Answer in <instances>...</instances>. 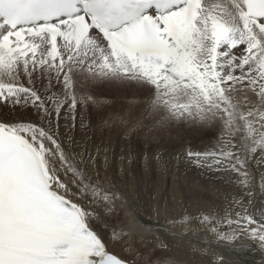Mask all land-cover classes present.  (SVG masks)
Masks as SVG:
<instances>
[{
    "label": "snow or ice",
    "instance_id": "snow-or-ice-1",
    "mask_svg": "<svg viewBox=\"0 0 264 264\" xmlns=\"http://www.w3.org/2000/svg\"><path fill=\"white\" fill-rule=\"evenodd\" d=\"M172 127L196 139L158 162L219 181L222 201L152 224L89 142ZM146 234L152 251L186 242L191 260L167 264H264V0H0V264H137Z\"/></svg>",
    "mask_w": 264,
    "mask_h": 264
},
{
    "label": "bare ground",
    "instance_id": "bare-ground-1",
    "mask_svg": "<svg viewBox=\"0 0 264 264\" xmlns=\"http://www.w3.org/2000/svg\"><path fill=\"white\" fill-rule=\"evenodd\" d=\"M106 131H107V129H106ZM106 131L103 130L104 134L101 133V135H102L101 138L103 137V139H101L100 141H97V139H94L93 141L90 140L89 147L91 148V150H92V152L94 154H95L97 145H101L102 143L104 145H109L106 142L107 139H108L107 135L105 133ZM125 140L128 141L126 138H125ZM109 146H110V149H111V145H109ZM116 146H117L116 147V151L117 152L115 151L112 155L109 153V163L107 164V166L105 165L103 154H101L100 159L98 160L99 171H100V179L104 180L105 182H109V180H108L109 177H107L108 173L110 174V172H112L114 174L116 173V175H117V173L122 170L120 167H122V165L124 163V160L126 162V159H124V156H125L124 152L128 151L127 150V148H128L127 145L124 142L119 141ZM150 154L153 155L155 153H153V154L150 153ZM139 157L141 158V155ZM140 158H136V160L134 161V165H133L134 166L133 167L134 173L137 174L138 177H140V178H138V177L136 178V179H138L136 181H138L139 185L138 186L136 185L137 187L135 186L136 190L134 192H130V190H128L129 188L126 190V188L124 189V188H122V186L120 187L121 184L117 185L116 182H113V184L115 185V189L119 193H121L122 196L125 198V202L123 203V207H124L125 210L131 209L133 211H136L134 209V207L141 206L140 210H141V213L142 212L143 213L141 214L139 211L138 212L140 213V215L142 216V218L144 220H146V221H148L149 223H152V224H157V223L164 224L167 219H170V218H173V217H175L177 219L180 218L185 213V211H187V212H189V213H191L193 215H196L201 210L208 211L210 205L221 203V201H222L221 192L223 191V188L220 185L219 181L212 179L208 175H205L203 177V182L196 181L197 178L195 179L192 176L191 177L184 176L185 177V179H184L183 175H182V178H181L182 180L180 179L179 181H176L175 179L179 178L178 174L175 173V175L176 176L178 175V176H177V178L176 177L174 178L173 173H170V172L168 173V171H167V173H168L167 174L165 172V170H163L165 172L164 175H166V177L164 178V177H162L163 175L161 174L160 167L158 168L155 165V163H151L150 164L149 171H148L149 174L146 175L145 171H144V167H143L142 161H141ZM143 158H145V157H143ZM105 166H106L107 169L105 168ZM180 167H183V169H184L185 166L180 165ZM178 169L179 168H177V170ZM181 170H182V168H181ZM108 171H110V172H108ZM146 172H147V170H146ZM177 172L180 173L179 171H177ZM123 173H124V171H123ZM199 173H200V171H199ZM130 174H128V176ZM188 174L192 175L191 173H188ZM133 175L130 176V178L131 177L133 178L134 177ZM190 175H188V176H190ZM125 176H126V173H125ZM141 176L143 177V179L141 178ZM159 176H161L162 179L164 178V181L160 178L164 183H162V181L159 180ZM205 177H207V178H205ZM186 178H188V179H186ZM200 178L202 179V177H199V180H200ZM134 179L135 178H133V180ZM128 180H130V179H128ZM133 180H130L129 182H131ZM118 181H119V179H118ZM123 181L124 180H122V182ZM159 181H161L162 184H165L164 186L162 184H160L162 186V187L160 186L161 187L160 189H159ZM119 183H120V181H119ZM127 184H129V183H127ZM159 191H161V195H158L157 192H159ZM155 195H156V197L160 196L161 200H159V201L163 202L165 204H168L167 206L170 205L171 209H169L167 206L166 207L170 210L169 212L166 211L168 209H165V210L164 209L163 210L159 209V214L158 215L156 214L157 216L152 215V218L149 220L148 213H152L153 212V211L151 212V210L149 209V208L152 207L150 205L151 204L150 202H152L153 197ZM148 205H150L151 207L148 206ZM136 209H138V208H136ZM174 230L175 231H179L180 229L177 228V229H174ZM143 239H144L143 245H145L146 248L150 252H152L151 246H150V242L153 239L152 235L151 234H146L143 237ZM168 239L172 240L173 243H177V241L174 238H172V237H168ZM179 243L181 244V247H179V248L173 247V248H170V249L161 250V252L159 251L158 254L163 253V254H166V256L163 259H161V261L158 260V259H160L159 257H158V259L156 258L155 260L159 261V262H157V264H161V262H163V264H167V261L173 260V259L190 261L191 257L189 256V254L187 252V244H186V242L180 241ZM137 245H139V244H137ZM117 250L119 251V249H117ZM156 251H154V252H156ZM153 254H155V253H153ZM124 255H125V258L131 259V257L127 256V254H124ZM245 255H246L247 264H257V261H259V259H260L259 254L257 252H251L250 251V252H247ZM161 257H163V256H161ZM152 258H153V256H152ZM148 259L149 258H147L146 260H139L138 262H140L141 264H150L147 261ZM150 262H151V260H150Z\"/></svg>",
    "mask_w": 264,
    "mask_h": 264
},
{
    "label": "rangeland",
    "instance_id": "rangeland-1",
    "mask_svg": "<svg viewBox=\"0 0 264 264\" xmlns=\"http://www.w3.org/2000/svg\"><path fill=\"white\" fill-rule=\"evenodd\" d=\"M101 99L102 100H107V101H111V102H113L116 106H127V104L133 99V96H132V93L131 92H128V91H117V90H112V91H106V92H104L103 94H102V96H101ZM107 107V106H106ZM105 131H106V129H104ZM122 132H123V129H118V128H113V129H111V130H108L107 129V131L105 132L106 133V135H107V143L109 144V145H111V149H110V154L112 155L115 151H116V145L118 144V142L119 141H122V142H124L126 145H127V150L129 151H125L124 153H125V156H124V159H126V162H125V160H124V163H123V165H122V167H120L121 169V171L120 172H118L117 173V175H116V173L114 174V173H112V172H110V171H108V172H110V174L108 173V176L107 177H109V182H111V183H113V182H116V184L117 185H120V187L122 186V188H126V190L128 189V190H130V192H134L135 190H136V187L139 185L138 184V181H136V180H138V179H136L138 176H137V174H135L134 173V170H133V165H134V161L136 160V158H140L139 156L141 155V161H142V164H143V167H144V171H145V174L146 175H148L149 174V167H150V164L151 163H155V165L159 168L160 167V169H161V174L163 175H161L162 177H166V175H164L165 174V172L167 173V171H168V173L170 172V173H173V175H174V178L176 177L177 178V176L179 175V178H177V179H175L176 181H179L181 178H182V175H183V178L185 179V177L184 176H186V177H193V178H197L196 179V181H199V182H203V177L205 176V175H203V174H201V172L199 173V170L198 169H196V168H194V167H189V168H186V167H184V169H183V167H178L176 164H175V162H173L172 164H170V165H167V166H162L158 161H157V157H158V155H160V156H163L164 158H167L168 157V155L171 153V154H175L176 153V151H177V149H178V147L180 146V144H181V142H182V138H186V137H189V136H192V134L191 133H189L188 131H186V130H183V129H178V128H176V127H172V128H166V129H161V128H156V129H153V131H151L150 133H148L147 135H144V133H143V131H141L140 133H138V134H133L130 138H127V137H124L123 135H122ZM101 133H103L104 134V132H103V130L101 131V130H96L95 131V134L92 136V141L94 140V139H97V141H100L101 139H103V137L101 138ZM125 138L128 140V141H126L125 140ZM99 139V140H98ZM192 139L193 140H195L196 138L194 137V136H192ZM113 149V150H112ZM112 150V151H111ZM117 152V151H116ZM144 152V153H143ZM127 153V154H126ZM150 153H155V154H153V155H151ZM145 154V155H144ZM145 157V158H143V157ZM154 156V157H153ZM157 156V157H156ZM104 158V157H103ZM152 158V159H151ZM155 158V159H154ZM129 161H128V160ZM133 161V162H132ZM144 161V162H143ZM154 161V162H153ZM109 163V162H108ZM133 163V164H132ZM129 164V165H128ZM131 164V165H130ZM125 166V167H124ZM127 167V168H126ZM148 167V168H147ZM105 168H106V166H105ZM168 168V169H167ZM177 168H179L178 170H177ZM181 168H182V170H181ZM107 169V168H106ZM125 169V170H124ZM132 169V170H131ZM132 172H131V171ZM146 170H147V172H146ZM163 170H165V172L163 171ZM123 171H124V173H123ZM172 171V172H171ZM176 171V172H175ZM177 171H179L180 173H178ZM128 172V173H127ZM182 172V173H181ZM125 173H126V176H125ZM131 173V174H130ZM167 173V174H168ZM175 173L176 174H178L177 176L175 175ZM188 173H191L192 175H190V174H188ZM124 174V175H123ZM128 174H130L129 176H128ZM134 174V175H133ZM115 175V176H114ZM134 176L133 178H135L134 180H133V178L131 177L130 178V176ZM188 175H190V176H188ZM201 175V176H200ZM118 176V177H117ZM136 176V177H135ZM161 176H159V180H161L162 179V177ZM195 176V177H194ZM126 177V178H125ZM199 177H202V179L200 178V180H199ZM208 177V176H207ZM207 177H205V178H207ZM114 178V179H113ZM138 178H140V177H138ZM141 178L143 179V177L141 176ZM161 178V179H160ZM164 178L162 179L163 181H164ZM111 179V180H110ZM116 179V180H115ZM118 179H119V181H120V183H119V181H118ZM128 179H130V180H133V181H131V182H129L130 180H128ZM186 179H188V178H186ZM122 180H124L123 182H122ZM161 180V181H162ZM182 180V179H181ZM127 183H129V184H127ZM142 181V180H141ZM161 181H159V189L162 187L160 184H162V183H164L163 181H162V183H161ZM122 182V183H121ZM135 182V183H134ZM127 184V185H126ZM126 185V186H125ZM133 185V186H132ZM137 185V186H136ZM163 186L165 185V184H162ZM136 186V187H135ZM161 186V187H160ZM133 190H132V189ZM158 193V195H161V191H159V192H157ZM159 197V198H158ZM155 198V199H154ZM156 200V201H155ZM159 200H161L160 199V196H157L156 197V195L153 197V200H152V202H150L151 204V206L150 205H148V206H150L151 208H149L150 210H151V212L153 213V215L154 216H157L156 215V213H155V211L154 210H159V209H171L170 208V205L169 206H167L168 204H165V203H163V202H158ZM161 203V204H160ZM156 204V205H155ZM155 205V206H154ZM164 206V207H163ZM168 208H167V207ZM166 207V208H165ZM136 208H138V209H136ZM134 209L136 210V211H139L140 213H141V206H138V207H134ZM166 210V211H170V210ZM143 213V212H142ZM141 213V214H142ZM159 217V216H158ZM137 244H139V245H136V247H137V249L139 250V251H141L142 253H149V259L147 260L150 264H152V262L153 261H155L156 262V264H157V262H159V261H161V259H163L165 256H166V254H163V253H161V254H158L159 253V251L161 252V250H155L156 252H154V251H152V252H150L147 248H146V246L145 245H143V243H137ZM148 250V251H147ZM153 253H155V254H153ZM151 255V256H150ZM152 256H153V258H152ZM161 256H163V257H161ZM158 257L160 258V259H158ZM158 259V260H155V259ZM150 260H151V262H150ZM137 264H141L140 262H138L137 261Z\"/></svg>",
    "mask_w": 264,
    "mask_h": 264
}]
</instances>
